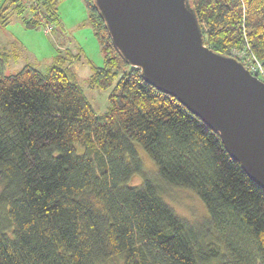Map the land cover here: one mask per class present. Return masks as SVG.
Listing matches in <instances>:
<instances>
[{"label":"trees","instance_id":"obj_1","mask_svg":"<svg viewBox=\"0 0 264 264\" xmlns=\"http://www.w3.org/2000/svg\"><path fill=\"white\" fill-rule=\"evenodd\" d=\"M33 1L27 17L23 0H0V26L14 14L29 29L58 21L61 0ZM83 1L105 59L90 84L109 91L106 112L64 56L45 71L0 69V264H264V189L219 133L126 62L95 1ZM191 4L213 51L250 50L264 64V0ZM162 183L197 194L208 217H180Z\"/></svg>","mask_w":264,"mask_h":264},{"label":"water","instance_id":"obj_2","mask_svg":"<svg viewBox=\"0 0 264 264\" xmlns=\"http://www.w3.org/2000/svg\"><path fill=\"white\" fill-rule=\"evenodd\" d=\"M94 1L126 62L219 133L264 189V83L205 44L191 0Z\"/></svg>","mask_w":264,"mask_h":264},{"label":"rangeland","instance_id":"obj_3","mask_svg":"<svg viewBox=\"0 0 264 264\" xmlns=\"http://www.w3.org/2000/svg\"><path fill=\"white\" fill-rule=\"evenodd\" d=\"M29 17L31 8L37 7L34 1L23 0ZM50 34L45 33L44 24L29 29L22 16L11 15L6 26H0V69L11 75L30 65L45 71L57 56H64L75 81L97 114L109 108V91L94 88L90 84L92 67H103L105 59L93 28L89 22L83 0H61L58 3V21L51 24ZM237 59V58H236ZM239 60V59H237ZM2 62V63H1ZM240 62V60H239ZM245 68V67H244ZM246 69V68H245ZM247 70V69H246ZM144 171L156 177L157 168L140 145H136ZM130 186L142 183V177H134ZM0 184V190H1ZM162 199L183 219L198 222L208 217L205 204L194 192L182 187L160 184ZM118 260L109 264H118Z\"/></svg>","mask_w":264,"mask_h":264},{"label":"built area","instance_id":"obj_4","mask_svg":"<svg viewBox=\"0 0 264 264\" xmlns=\"http://www.w3.org/2000/svg\"><path fill=\"white\" fill-rule=\"evenodd\" d=\"M33 1V0H31ZM45 33L50 34L52 27L49 25L44 26ZM240 60L242 65L258 80L264 83V64L257 59L250 50L247 52H236L233 56Z\"/></svg>","mask_w":264,"mask_h":264},{"label":"bare ground","instance_id":"obj_5","mask_svg":"<svg viewBox=\"0 0 264 264\" xmlns=\"http://www.w3.org/2000/svg\"><path fill=\"white\" fill-rule=\"evenodd\" d=\"M250 73V72H249ZM251 74V73H250ZM252 75V74H251ZM253 76V75H252Z\"/></svg>","mask_w":264,"mask_h":264},{"label":"clouds","instance_id":"obj_6","mask_svg":"<svg viewBox=\"0 0 264 264\" xmlns=\"http://www.w3.org/2000/svg\"><path fill=\"white\" fill-rule=\"evenodd\" d=\"M236 59V58H235ZM239 61V60H238Z\"/></svg>","mask_w":264,"mask_h":264}]
</instances>
